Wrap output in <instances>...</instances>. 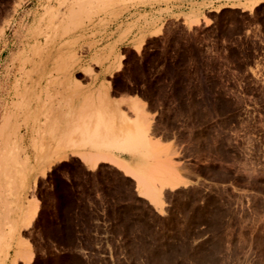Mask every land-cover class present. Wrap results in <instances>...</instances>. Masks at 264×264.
I'll return each mask as SVG.
<instances>
[{"label":"rangeland","instance_id":"obj_1","mask_svg":"<svg viewBox=\"0 0 264 264\" xmlns=\"http://www.w3.org/2000/svg\"><path fill=\"white\" fill-rule=\"evenodd\" d=\"M211 1L0 0V264H264V4ZM103 123L145 137L158 207L58 141ZM61 162L74 249L49 241Z\"/></svg>","mask_w":264,"mask_h":264},{"label":"bare ground","instance_id":"obj_2","mask_svg":"<svg viewBox=\"0 0 264 264\" xmlns=\"http://www.w3.org/2000/svg\"><path fill=\"white\" fill-rule=\"evenodd\" d=\"M73 2H75L76 5L78 0H66L67 4H72ZM256 4L257 2L253 1L247 4L246 6H243V8L251 10L254 6H256ZM14 11H16V8ZM62 14L63 12L60 10L58 18L59 17L61 18ZM53 126L56 127L57 125H53ZM110 126L107 127L106 124L104 123L102 125L100 124L91 133H89L85 129H80L77 133H75L76 134L75 138L70 136L74 128L70 130L71 131L70 134H68L67 131L64 130L61 132L60 136H58V141L60 140L59 142H62V144L65 147L72 148L73 150L77 148L81 150L87 149L89 152L82 153L80 158L90 168L96 167L98 162L109 161V163L117 166L118 169H120L124 173H128L127 175L130 176V174H133L132 178L140 179L141 183L139 188L144 190L143 196L146 199H148L150 203H152L155 207H158L159 206L158 197L152 195L145 188L143 184L144 179H142L143 182L141 181V174L147 169V160L145 155H141L137 147L138 145L146 146L147 142L145 137L138 136L136 133L137 130L135 131L132 130L129 133L122 134L120 130V126H116V127L115 126L110 127ZM55 135L56 134H54L53 136L55 137ZM58 141H56V143ZM149 145L151 148L153 147L151 146L150 143ZM58 156H59L58 158H61L62 160H65L67 158V156H65V152H60ZM46 169H48V166H39V171H41L39 173L43 174L44 170ZM169 182L170 181L167 180L166 185L169 184L172 185V187L178 185V182L177 183L175 182L169 183ZM29 223H30L29 221H26L24 225L27 226Z\"/></svg>","mask_w":264,"mask_h":264},{"label":"trees","instance_id":"obj_3","mask_svg":"<svg viewBox=\"0 0 264 264\" xmlns=\"http://www.w3.org/2000/svg\"><path fill=\"white\" fill-rule=\"evenodd\" d=\"M68 164V162H61L60 164L56 165L53 167V169L47 174V180L50 181V185L53 189L52 191V196L54 195L56 198V206L58 209V217H59V221L61 222V225L63 226V228H65L64 224H65V219L66 216L63 214L62 211H66L64 209H68L70 207V205L75 204L76 203V196L74 195V191L71 192V195H61V194H56L60 192V187H67L69 189H74L75 186L77 185L76 182L70 178L69 181H61L59 179L58 176V170L61 167H64ZM88 174H90L88 172ZM41 184V181L40 183ZM37 197L41 203V209L39 212V216L38 218L41 216V213L43 212V210L45 209V207L47 206V202L43 196V193L38 191ZM61 237L60 238H49V241L52 242L55 246L59 247V248H65V249H74L76 248L79 243L77 242V240H75L74 238V234L75 232L73 231V228H65L63 229V231L61 232Z\"/></svg>","mask_w":264,"mask_h":264},{"label":"crops","instance_id":"obj_4","mask_svg":"<svg viewBox=\"0 0 264 264\" xmlns=\"http://www.w3.org/2000/svg\"><path fill=\"white\" fill-rule=\"evenodd\" d=\"M206 1L207 0H179L178 5L181 6L183 10H185L187 8V5L189 2L201 4L202 2H206ZM253 1L257 2V4H259L258 6L264 4V0H212L211 1L212 7L204 9L203 12L204 13H213L214 9L216 7H219V6L221 7V11L226 10V9H239L240 10L239 7L243 8V6H246L247 4H249L250 2H253ZM230 7H237V8H230ZM182 15H184V14H182ZM180 17L183 18V16H180ZM133 96L134 95H130V94H120V95L116 96V98L117 99H127L128 97H133ZM78 152L79 153L88 152V150L85 149V150H80ZM71 153H74V152L71 151ZM117 154H118V152H117ZM65 156L72 157V154H67V151H66ZM53 158H55V160H53V161H61L62 160L61 158H58L57 156L53 157ZM53 161H51L50 163H52Z\"/></svg>","mask_w":264,"mask_h":264}]
</instances>
